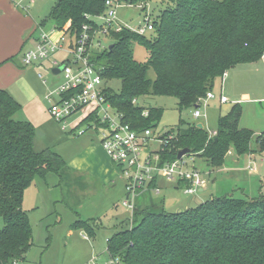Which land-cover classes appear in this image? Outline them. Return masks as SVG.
Wrapping results in <instances>:
<instances>
[{
	"label": "trees",
	"instance_id": "trees-1",
	"mask_svg": "<svg viewBox=\"0 0 264 264\" xmlns=\"http://www.w3.org/2000/svg\"><path fill=\"white\" fill-rule=\"evenodd\" d=\"M106 1L57 0L40 27L74 39L87 25L95 39L102 29L99 17L106 11ZM117 1L146 11L152 0ZM161 5L153 35L142 36L127 28L111 30L112 49L92 51L104 79L121 81L119 93L108 88L109 101L138 131L158 129L163 109L141 107L134 100L172 97L180 112L197 109L226 72L264 56V0H161ZM135 45L148 53L146 62L135 59ZM21 109L8 91L0 89V220L4 224L0 264L23 262L34 246L33 225L23 207L26 190L36 179L46 180L51 174L63 178L68 171L58 153L35 150L36 128L15 120ZM145 110L150 112L148 117L143 116ZM242 112L235 105L221 117L213 138L196 123L180 121L169 132L174 137L161 151L162 163L176 161L181 150L189 149L187 156L201 158L212 173L224 166L229 151L238 157L264 153V133L241 128ZM239 187L221 197L212 194L202 204L178 213L165 211L163 203L143 209L135 206L134 224L109 239L108 253L125 264H264V193L250 199ZM237 190L240 197L234 194ZM78 229L95 236L90 221L72 224L71 230Z\"/></svg>",
	"mask_w": 264,
	"mask_h": 264
},
{
	"label": "rangeland",
	"instance_id": "rangeland-1",
	"mask_svg": "<svg viewBox=\"0 0 264 264\" xmlns=\"http://www.w3.org/2000/svg\"><path fill=\"white\" fill-rule=\"evenodd\" d=\"M31 1L12 0V4L23 17H26L23 9H27ZM56 1L36 0L37 4L35 8L31 9L30 14H39V18H46ZM146 8L147 10L143 11L140 6L120 5L117 9L116 23L131 31L136 30L140 26H145L146 19H150L153 23L164 6L161 5V0H152ZM15 15L11 10H5L0 6V27L9 25V22H13V24L19 23ZM24 20L26 23L28 22V20ZM151 35H153V31L146 33L147 37ZM113 42L112 37L109 35L100 37L101 46L97 48V52L105 51ZM134 57L139 62H146L148 53L144 48L135 45ZM54 60L61 64L64 61H71L72 57L65 53H58ZM21 61V56H17L14 61L8 60L10 62L9 65L22 71H28L24 78L14 81V86L10 90L17 97V100L21 101L19 103L23 105V109L16 115L15 120L29 121L35 126L38 134L35 148L37 152L46 149H51L56 153L69 151L71 148L64 139L66 133L62 129V125L50 116L48 108L46 109L47 105L49 107L48 102L45 104L43 102L45 96L42 93L46 91V86L38 79L37 75L42 73L49 80L53 79L56 82V86L63 82L64 77L61 74L55 77L51 75V62L49 61L43 64V68L36 70V73L31 71V67L23 69ZM0 67L2 68L3 66L0 65ZM3 72L1 70V73ZM6 74L8 73L6 72ZM150 77L155 79L153 71L150 72ZM107 85L116 93L121 91L120 80H110ZM10 91L8 90L9 93ZM213 94L215 95L214 99L208 100L201 105L202 117L199 119L194 117L195 107L180 112L178 101L172 97H143L137 101V105L145 108L163 109L161 122L158 129L155 130L158 134L169 133L172 129H176L180 121H185L203 124L205 130L211 136L213 131L218 128L219 119L228 115L235 105L242 107L241 128L251 130L257 133L256 135L264 133V56L257 63L240 65L230 70L224 80L218 79L215 82ZM245 95H249L250 99L245 100ZM221 96H226L230 100L227 103H222L220 100ZM30 98H34V101L33 105L28 107L29 105L24 104H27ZM75 127L76 125L74 124L67 131L73 134L72 130ZM88 134L92 135V138L99 140L95 132L91 131ZM252 145H255V139ZM237 157L232 151H229L225 164L230 160L237 161ZM255 157L258 159L256 164L253 162ZM190 158H193V162L200 169L206 181V186L200 189L207 192L203 199L185 195L184 189L176 190L174 189V183L164 181L162 186L165 185L167 189L161 187L160 195H155L150 190L144 191L138 195L135 201L136 207L139 209L152 208L153 206L161 207L163 203L165 211L178 213L189 207L194 208L202 204L210 198V193L218 197L232 193L236 186H240L238 189H245L247 197L250 199L259 197L264 193V153L253 152L241 156L240 158H243L248 163L247 166L244 165L245 162L242 164L245 171H241V174L240 172H233L230 175H225L227 173L225 169L223 170L225 166L215 169L213 172L218 174V182H223L221 186L224 191L219 193L214 192L218 182L216 183L213 179L205 177L204 174L206 173H203L204 170L208 169L206 163L201 158L193 156ZM189 162L190 166H192L190 159ZM36 180L40 184V192L37 195V189L34 187L37 183H34L35 185L30 189V195H27L26 203V208L30 209V220L34 229V246L21 264H125L121 259L116 262L108 253L109 239L119 231L128 229L131 226L129 221L124 220L127 214L119 203L120 195L124 194V186L126 184L124 180L119 179L117 188L114 191L93 193L84 187L85 182L83 179H80V183L74 182L72 177H67L66 175L60 178L58 175L51 174L46 180ZM238 180L241 181L240 184L238 183L233 189L226 184V182L236 183ZM207 187L208 189H206ZM234 194L236 197H240L239 195L242 193L237 190ZM197 197H200V195L198 194ZM72 210L77 211L81 216H76ZM90 212H96V218H94L96 222H91V225L95 227L96 235L87 239L88 235L84 230H71V226L78 220L86 221L87 218L92 217L90 216L92 214H89ZM120 215L123 217V224L120 223ZM3 227L4 224L0 220V230Z\"/></svg>",
	"mask_w": 264,
	"mask_h": 264
},
{
	"label": "built area",
	"instance_id": "built-area-1",
	"mask_svg": "<svg viewBox=\"0 0 264 264\" xmlns=\"http://www.w3.org/2000/svg\"><path fill=\"white\" fill-rule=\"evenodd\" d=\"M120 5L115 0L106 1V11L99 17L102 29L96 33L95 39L92 38L91 29L87 25L83 26L82 34L74 39L58 30L41 29L35 48L27 51L22 61L26 67L43 66L49 61L51 75L55 77L61 74L64 77L63 82L57 84L46 96L48 112L66 131L75 124L73 131L75 136H83L91 131L98 135L102 147L116 166L120 177L126 182V197L122 205L129 212L132 226L138 195L149 191L150 185L156 179L163 178L177 186L185 183L184 194L190 197H195L202 191L200 189L206 186V181L193 158L185 156L172 163H162L161 151L173 139V134L168 132L158 134L152 129L143 131L133 129L125 122L124 115L109 101V87L103 77V69L92 59V51L101 46L100 37L109 35L111 30L119 32L126 28L116 23L117 9ZM145 23V26L132 31L146 36L148 31L154 30V25L150 19H146ZM58 53L68 54L72 60L59 64L54 60ZM60 66L64 69L55 75L53 70ZM227 76L228 72L224 74L223 80ZM38 77L44 85H48V77L42 73H39ZM214 98L213 92H209L205 99L199 101V105ZM220 100L222 103L228 102L225 96H221ZM133 104L136 105L137 100H134ZM200 108L194 112L196 119L202 117ZM149 113V110H145L143 116L148 117ZM216 134L213 132L210 138ZM151 191L155 195L161 194V188L158 186ZM10 264L21 262L15 260Z\"/></svg>",
	"mask_w": 264,
	"mask_h": 264
},
{
	"label": "crops",
	"instance_id": "crops-1",
	"mask_svg": "<svg viewBox=\"0 0 264 264\" xmlns=\"http://www.w3.org/2000/svg\"><path fill=\"white\" fill-rule=\"evenodd\" d=\"M36 4H37L36 0H32L28 8L23 9V12L25 13V16H26V17H23L20 14V12L15 8V6L12 4V0H0L1 8H4L5 10H11V12L16 14L15 18L19 20V23L17 24H13V22H9V25H3L0 27V65L3 66L2 68L0 67V69L4 71L3 73H1V70H0V76H1L0 89L2 90L10 91L12 87L14 86L13 85L14 81L17 79L24 78L25 75L28 73L27 70L22 71L18 69L17 67L9 65L10 62H8V60H10L12 57H17V56H21V59H23V56L27 51L35 48L37 39L39 37L40 30L41 29L49 30V28L47 27H40L41 22L47 17L39 18L38 17L39 14H35V15L30 14L31 9L35 8ZM40 16H43V15H40ZM24 19L28 20V22L26 23ZM21 62L23 66L22 68L23 69L26 68V66L23 64V61ZM43 67L44 66H31V69H32L31 71L36 73V70H39ZM6 72L8 74H6ZM7 76H8V79H7ZM38 79L40 78L38 77ZM49 81H50L49 82L50 84L48 83L47 85L48 87L45 85L46 91L42 93L43 96H45L43 100L44 104L47 102L46 101L47 94L56 87V82L53 79L52 80L50 79ZM10 94L14 97L16 101L21 102L19 99L17 100V97L14 95V93H11V91H10ZM244 98L245 100H249L250 96L245 95ZM229 100L230 99H228V101ZM33 101H34V98H30L27 101V104H24V105H29L28 107H31L33 105ZM47 108H48V105L46 106V109ZM22 109H23V105H22ZM33 110L35 109L33 108ZM25 122H29V121H25ZM63 131L66 133V136L64 137V139L65 141L69 143L70 148H71L69 151L65 153H62V152L58 153L66 161L68 165V171L65 175L67 177H72L74 182L80 183V179H83V181L85 182L84 187L87 190H90L91 193L98 192V191L100 192L114 191L117 188V182L119 181V179L121 180L123 179L120 177L119 172L116 169V166L113 164V162L108 157L100 141L92 138V135H89V134H85L83 136H75L74 133L71 134V132L69 133L68 131L64 129ZM213 132H216V130ZM36 142H37V136L35 140V148H36ZM253 159H254L253 162L256 164L258 162V159H256V157ZM230 161L224 165L225 167L223 168V170L225 169L227 172L225 173V175H230L233 172H240L241 174V171H245V169L243 170V165H242L245 162L243 158L237 157V161L236 160L231 161V162ZM247 164L248 163L246 162L244 163L245 166H247ZM203 173H206L204 174L205 177H209L210 179H213V181H215L216 183L218 182V176H217L218 174L214 172L211 173L210 170L208 169L204 170ZM36 181L34 183H37V184L34 187H36L37 195H38L40 192L39 190L40 184ZM164 181L167 182L165 179L159 178L157 182V186L160 188L163 187V189L164 188L167 189L165 185L162 186ZM240 182L241 181L238 180V182L236 183L226 182V184L227 186L230 185L229 187L233 189L236 185H238V183L240 184ZM221 183L223 182H218L217 188L215 189L214 192L219 193L220 191L221 192L224 191V189H222L223 187L221 186ZM33 185L26 190L25 196H24L23 207H24V210L28 213L29 217H30V213H29L30 209L26 208V203H27V195H30L31 193L30 189H32ZM125 186H124V194L120 195L119 203L124 209L125 213L127 214L124 219L126 221L128 218V211L122 205V202L126 197ZM174 186H175L174 189L176 190H180L181 188L183 189V185L177 186V184H175ZM206 189H208V187ZM199 193H201L199 194L200 197H197L198 195L197 194L194 198L203 199L207 194L205 190H202ZM212 194L213 193H210V195ZM72 211L74 212V214H76V216H79V217L81 216L80 213H78L77 211L75 210H72ZM95 213L96 212H90L89 214H92L90 215L92 217L87 218L86 221L96 222L94 219L96 218ZM124 220H123V217H121L120 215L121 224L124 223ZM88 238L90 237L87 236V239Z\"/></svg>",
	"mask_w": 264,
	"mask_h": 264
},
{
	"label": "water",
	"instance_id": "water-1",
	"mask_svg": "<svg viewBox=\"0 0 264 264\" xmlns=\"http://www.w3.org/2000/svg\"><path fill=\"white\" fill-rule=\"evenodd\" d=\"M72 47H73V44L71 43L70 48H72ZM112 47H113V46H110V49H112ZM63 69H64V67H63V66H60V67H58V68H55V69L53 70V73H54L55 75H58L59 73L62 72ZM197 127H198L199 129H203V128H204L203 124H201V123L197 124ZM189 154H190V150H189V149L181 150V151L179 152V154H178V159L180 160V159H182L183 157H185V156H187V155H189Z\"/></svg>",
	"mask_w": 264,
	"mask_h": 264
}]
</instances>
